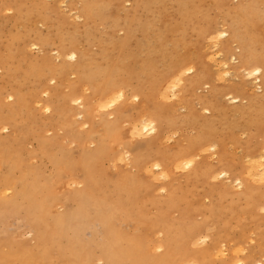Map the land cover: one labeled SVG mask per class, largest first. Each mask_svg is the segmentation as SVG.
Returning a JSON list of instances; mask_svg holds the SVG:
<instances>
[{"label": "bare ground", "instance_id": "6f19581e", "mask_svg": "<svg viewBox=\"0 0 264 264\" xmlns=\"http://www.w3.org/2000/svg\"><path fill=\"white\" fill-rule=\"evenodd\" d=\"M128 1L131 4L121 9L115 0H76L80 4L74 17L83 21L73 24L53 17L46 0H0V11L10 12L4 23L20 28L9 44L0 45V128L11 129L0 138V195L11 192L0 198V208L23 212L35 243L24 249L8 246L0 264H186L190 259L191 264H210L206 258L211 250L220 257L218 264H264V0H233V5H228L230 0ZM165 1L169 11L162 7ZM208 7L219 18L208 20ZM37 20L46 32L35 27ZM116 30L122 34L114 36ZM191 38L206 39L203 48L211 43L217 56L223 53L217 63L221 69L237 59L233 68L258 90L247 91L243 80L227 89L216 85L203 56L190 52ZM30 45H38L43 53L32 55ZM49 48L54 55L46 53ZM130 59L137 61L135 66L126 64ZM30 82L32 91L47 90V98L18 90ZM201 86H208V92L196 96ZM62 87L69 91L56 101V90ZM221 96L230 105L221 102ZM2 98L9 102L2 103ZM192 99L211 114H201ZM91 108L105 112L94 120ZM39 110L49 113V125L73 137L76 159L69 148L51 151L49 139L40 134L44 121L37 124L33 119ZM75 114L87 129H78ZM247 128L255 132L244 142L247 171L240 174L225 146L235 143L236 131ZM28 137L36 148L26 156L45 157L50 174H41L40 163L25 166L23 172L21 143ZM19 170L23 176L12 179ZM181 171L178 187L163 196L151 195L152 182ZM223 176L228 180H219ZM60 183L78 189L55 196ZM187 185L192 187L190 196L183 198L181 186ZM200 191L213 196L203 207ZM71 200L75 204L68 209ZM56 204L65 211L49 215L60 207ZM172 208L182 214L179 220L168 217ZM151 209L153 214H145ZM191 210H202L199 224L185 220ZM93 221L101 226L100 235L82 240L81 231ZM154 231L161 233L158 256L148 252L147 236ZM202 232L208 247L189 259L179 253ZM245 238L253 241L250 249L240 256V249H233L222 257L225 250L219 244L232 239L239 245Z\"/></svg>", "mask_w": 264, "mask_h": 264}, {"label": "rangeland", "instance_id": "374dc122", "mask_svg": "<svg viewBox=\"0 0 264 264\" xmlns=\"http://www.w3.org/2000/svg\"><path fill=\"white\" fill-rule=\"evenodd\" d=\"M115 1L118 4V6L121 7V9H123L124 7L126 8L131 4V2H129L128 0H115ZM211 1L212 0H206V3H210ZM46 2L51 6L50 9L52 11L51 13H52L53 17H56V18L60 17V18L64 19L66 22H70V23H73V22L76 24L82 23V21H83L82 17L76 18L78 16L76 12H77L78 6L80 4V3H77L76 0H73V1H71V0H68V1L67 0H46ZM74 3H75V6L77 5L76 8L74 6ZM233 3H234V1L230 0L228 2V5H233ZM70 4L72 5V7H70ZM73 6H74V8H73ZM164 6L167 9V11L170 10L168 1L164 2L162 7H164ZM74 10H76V12H74ZM6 13L4 12V10L0 11V23H1L0 24L1 25L0 26V45L2 44L5 46L7 43L9 44V42L11 41L10 38L13 37L14 34L18 30H20L18 25L12 26L11 24L4 23V21H5L4 17L9 15L10 12L7 11ZM74 14L76 15V17H74ZM206 16H207V19L210 21L211 20L214 21L217 18H219L218 12L213 7H208L207 12H206ZM199 23H202V21H200ZM34 25L37 29H40L42 32H46V29H45L46 27L41 23V21L37 20L36 23H34ZM95 29L97 32L102 34V28L101 27H96ZM261 29H262V31H264V24L261 26ZM121 34H122V32L119 30H116L114 32V36H118ZM170 40L167 39L165 43L169 44ZM191 41H193V38H191ZM206 41H207L206 39L198 41L199 43L196 41H193V43L190 45L189 50L191 53H193V52H194V54L196 53L195 55H202L203 56L201 60L207 67L210 68V71L212 72V78L215 79L214 83L216 85H219L220 87L227 89L230 85L237 83V82H241L243 80V81L247 82V84H246V86L248 87L247 91L250 87L252 89L250 88L249 90H252V91L258 90L255 88V87H257L256 85H254V86H253V84L250 85L249 78L245 77L244 74L241 73L240 69H234L233 68V65L236 64L237 59H234V60L231 59V60L226 61V63L224 64L225 67H222V69H221V66H220L221 64L218 66L217 63L220 62V59L222 61V58H224L223 53L219 52V55L217 56V53H218L217 47L215 50L214 46L210 43L211 41H208L210 43V45L208 44L209 47L207 49H205L206 47L203 48L204 46H206V43H205ZM132 45H133V41L129 47L131 48ZM232 45L234 46V44H232ZM33 46L34 45L29 46V51L32 55H41L43 53V52H41V49L38 47V45L37 46L35 45L34 47ZM194 47H195V49H194ZM51 49L52 48H49L46 50L47 52L46 51L45 52L48 53L49 55H54L55 51L53 49H52L53 51H51ZM94 49H95V47L92 48V50H94ZM131 51H133V50L131 49ZM206 55L212 56L215 63L213 62L211 57H209V59H207L208 56H206ZM125 58H127V57H125ZM205 62H207L208 64H206ZM136 63H137V61L135 59H130L129 62H127L126 64H128L131 67V65L135 66ZM213 63H214V65H213ZM188 65H190V64H188ZM211 66L214 68L216 66V68L213 70V68H211ZM218 68H219V71H218ZM223 68L225 70H228V72L227 71H226L227 73L224 72ZM220 69L222 70V73H220V71H221ZM215 70L219 72V73L216 72L219 77H215V75H216ZM129 71H130V68H129ZM69 78H73V76H69ZM216 78H217V80H216ZM128 80H130L132 82V84H134L133 78H129ZM52 83H53V81L51 82V84ZM51 84L49 83V85H51ZM33 87H34V84L30 82V83H26L23 86H18V90L21 93L25 94L26 91L31 92ZM207 87L208 86H201V88L200 87L197 88L198 90H195L196 94L195 93L194 94L196 96H198V95H201L203 93H207L208 92ZM7 89H9L8 86L5 87L4 93L6 92ZM46 91H43V92L41 91V93H40L39 90H36V88H34V90L31 92V95L34 98L38 97L40 99H45V98H47L46 94H45ZM56 91H57L56 101H58V100H60V96L67 94L69 90H68V88L62 87ZM43 94H45V95H43ZM82 94L85 95V94H87V92L83 91ZM83 95H82V97H84ZM25 96H26V94H25ZM223 96L220 97L221 102H223L226 105H230L229 102H226L227 99H225V97L223 98ZM226 98H227V96H226ZM1 102L7 103L9 101L2 98ZM245 102H246V99H242L240 101L241 104H244ZM191 103H192V106H195L196 108L195 107L194 108L198 109L201 114H204V115L211 114L210 110H208L209 112L207 113L202 108H200L199 104H197L195 99L194 100L192 99ZM69 104L72 105L71 102ZM90 104H93L92 100L90 101ZM40 105H42V104H40ZM40 105H39V108H40ZM44 105L45 104H43V106ZM201 109H202V111H200ZM178 111L182 112V110H179V109H178ZM41 112H42V110L36 111L33 119H34V122L37 124H40L39 123L40 121H42V123L44 121L45 124H44L43 129L41 127L40 134L43 137L49 139L51 151L56 152V150L59 148L64 149V150L69 148L70 156L73 157L74 159H76L78 157V152H77V148H76V145H77L76 141L73 139V137H71V135L67 134L65 129H63L62 127H60L58 125H49L46 122L47 121L46 119H47V116L49 115V113H43V112L41 113ZM104 112L105 111H98L95 108H91V110H90V113L93 115L94 120L99 119V115L103 114ZM72 119L77 122L78 129H80V130H85L89 127L87 124H84V125L81 124L80 123L81 119H80V117L76 116V114H75V116L72 117ZM5 126H7V125H5ZM9 129H10V127H8V126L5 127V129L0 128V138L2 137V135L10 133L11 129L10 130ZM185 131L187 133H189L190 128H186ZM254 132L255 131L253 128H247L245 130L239 129V131H236L234 133L235 143H229V142L226 143V146H225L226 153H228L229 157L231 158L230 161L234 162V169H236L238 171V173H240V174L242 172L245 173V171H247L246 166L244 165V161H245L244 156L246 153V150L244 147V142L250 136H252V134ZM174 137H175V134H172L169 138L173 139ZM21 145H22V150L24 152L22 156L26 157V159L24 161H22L23 172H24L25 166L30 167V166L36 165L37 163H40V165L42 167L41 174L47 175V174L51 173V171H52L51 165L45 157H43V158H38V157L28 158L26 156L28 152H31V151L35 150V148H36V142H35V140H33L32 137H28L26 140H24L21 143ZM87 146H89V148H91L92 143H89ZM263 146H264V144H263ZM105 163H107V161H104V164ZM105 166H107V165L105 164ZM110 171H112V170H110ZM0 172H1V169H0ZM23 172L21 170H19L18 172H15L12 179H20L23 176ZM182 173H183V171H181L180 173H178L174 177H168L166 179L158 178V176H159L158 175L157 178L159 180L152 182V190L150 192L151 195H153L155 197L163 196L166 193H168L172 189V187H178L180 185L178 177ZM222 179L228 180L226 176H225V178H224V176L221 177V179H219V180H222ZM223 180H222V182H225ZM12 181L14 183V180H12ZM163 183H165V185L163 186V190H159L160 185ZM197 186H199V185H197ZM181 187L183 190L182 191L183 198L190 196V195H188L189 192H187V191L191 190L192 187L190 185L181 186ZM77 189H78L77 186L75 187L74 184H71L68 187H66L60 183L55 188V196H58L60 194H66V193L68 194L71 190H77ZM9 194L0 195V198L5 197V196L8 197ZM212 198H213V196H209L206 193H204L203 191H200L198 194V203L200 204L201 207H203L204 205H208L210 203V200H212ZM190 200L196 202L195 197L194 198L190 197ZM72 202H73V204H72ZM74 204H75V201H73V200L67 201V206H68L67 208L71 209L74 206ZM261 204H264V202H262ZM57 206H60V205L56 204V207ZM64 211H65V207L60 206V207H57L56 210H50L48 213H49V215H52L55 213H62ZM153 212H154L153 209L146 210L145 214L150 215V214H153ZM255 213L258 215L262 214V212L257 210V209L255 210ZM167 215L170 219H175V220H179L180 217L182 216V214L179 213V211H177L176 209H173V208L168 211ZM202 217H203L202 216V210H196V211L191 210L188 213L185 220L188 222L189 225L193 226V225L199 224L202 220ZM30 225L31 224H29V220L23 214V212L9 210L8 208L7 209L0 208V254H3V255L7 254L8 248H9L8 246H16L19 249L33 247L35 245V243H34V230L32 231L33 227L31 225V227H32L31 228ZM100 227L101 226L96 221H93L90 227H85L81 231V234H80L81 239L82 240H89L91 236H92V238L98 237L100 235ZM160 237H161V233L158 231H154L153 233H150L147 236V242H148V244H150V247H151V249L148 251L150 255L158 256L162 253V248L157 247V245H156V240L159 239ZM193 238H194V240L187 242L185 244V246H183L179 251V253H181L182 255L188 256L187 257L188 259L190 257V254L193 255L195 252L203 249L204 247H208V246H206V244L209 243L208 242V240H209L208 236L204 232L198 233V235L194 236ZM203 239L205 240L204 242H202ZM240 242L241 243L239 245H236L235 240L231 239L230 241H226V242L219 244V248L225 250V254L222 257L229 256L231 254V252L233 251V249L234 250L240 249V251L238 252V255L240 256L241 253L243 254L247 251V249H250V247L253 243V241H250L248 238H245L244 241L240 240ZM226 248H228V250H226ZM54 253L55 252L53 250L50 251V255H53ZM214 253H215V251L211 250L210 254L206 258L207 262L210 264H218V261H220V257H217L216 254H214ZM95 258H94V260H95ZM192 261L193 260L190 259L188 261L186 260L184 263L191 264ZM94 262H95V264H99V262L97 260H95ZM194 264H200V263H194Z\"/></svg>", "mask_w": 264, "mask_h": 264}, {"label": "clouds", "instance_id": "9594fccd", "mask_svg": "<svg viewBox=\"0 0 264 264\" xmlns=\"http://www.w3.org/2000/svg\"><path fill=\"white\" fill-rule=\"evenodd\" d=\"M262 211H264V210H262ZM234 254H235V253H234ZM241 254H242V253H241ZM236 264H243V262H242V261H237ZM257 264H259V262H257Z\"/></svg>", "mask_w": 264, "mask_h": 264}, {"label": "snow or ice", "instance_id": "6c2138e0", "mask_svg": "<svg viewBox=\"0 0 264 264\" xmlns=\"http://www.w3.org/2000/svg\"><path fill=\"white\" fill-rule=\"evenodd\" d=\"M9 99H11V97H9Z\"/></svg>", "mask_w": 264, "mask_h": 264}]
</instances>
